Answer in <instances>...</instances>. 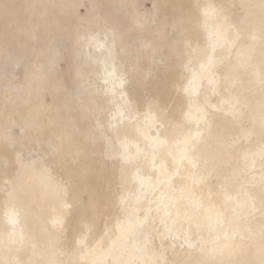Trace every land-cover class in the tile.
I'll list each match as a JSON object with an SVG mask.
<instances>
[{
  "label": "bare ground",
  "instance_id": "1",
  "mask_svg": "<svg viewBox=\"0 0 264 264\" xmlns=\"http://www.w3.org/2000/svg\"><path fill=\"white\" fill-rule=\"evenodd\" d=\"M189 6L178 15L185 30L178 114L135 89L136 60L100 21L78 33L76 65L88 70L77 69L59 105H45L55 46L35 104L0 124V145H17V168L0 180V264H264V0ZM83 90L89 108L75 117ZM99 116L116 215L94 240V222L81 221L67 247L77 204L73 128Z\"/></svg>",
  "mask_w": 264,
  "mask_h": 264
},
{
  "label": "rangeland",
  "instance_id": "2",
  "mask_svg": "<svg viewBox=\"0 0 264 264\" xmlns=\"http://www.w3.org/2000/svg\"><path fill=\"white\" fill-rule=\"evenodd\" d=\"M191 2L0 0V124L4 123L8 113L20 116L35 104L34 93L42 82V74L48 67L55 46L59 48V55L51 65L52 85L41 93L40 100L55 108L68 97L78 69L75 49L79 30L95 21L112 26L120 44L136 60L137 71L141 75L135 89H144L145 94L159 95L167 110L178 114L183 103L180 90L185 80L181 66L184 54L179 50L181 35L185 30L178 15H187ZM153 5L154 10L151 9ZM174 8L177 15L173 12ZM235 50L228 58L234 57ZM261 67L264 68V65ZM81 69L85 72L88 70L81 67L78 71ZM54 90L57 97L53 95ZM75 101L72 115L81 117L89 108L90 99L86 90ZM101 117H84L77 128H73L77 135L78 153L68 159L75 168L72 193L77 196V204L66 231L64 242L67 247L81 234V221L90 219L94 222V240L105 225L114 221L116 215L113 196L117 187L111 179V165L103 154L100 131L96 127V121ZM13 129L16 130V127L11 130L14 136L19 134L18 130L14 132ZM16 146L13 147L16 149ZM13 147L8 149L7 144L0 145V180L10 177L17 168ZM2 194L0 185V196ZM156 232L152 235V241H156V250H162L161 244L166 242L158 238Z\"/></svg>",
  "mask_w": 264,
  "mask_h": 264
}]
</instances>
